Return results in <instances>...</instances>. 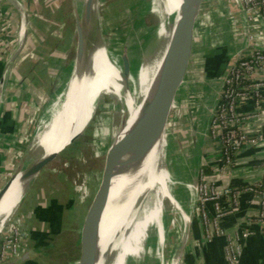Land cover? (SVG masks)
Instances as JSON below:
<instances>
[{
	"label": "rangeland",
	"instance_id": "374dc122",
	"mask_svg": "<svg viewBox=\"0 0 264 264\" xmlns=\"http://www.w3.org/2000/svg\"><path fill=\"white\" fill-rule=\"evenodd\" d=\"M19 1L27 10L30 20H33L32 29L38 28L47 38L48 49L44 47L45 54L42 60L47 62L50 60L49 64L54 63L52 52L59 47V43L64 52L60 68H55V76H61L59 91L55 92L57 97L71 75L76 58L78 14L74 1ZM152 1L100 0L97 29L101 39L110 51L111 57L119 65H121V55L129 54L131 61L135 60L132 64L133 71L139 69L143 59L155 52V37L160 18L149 10ZM241 10L235 0L205 1L197 33V50L192 59L180 102L172 113L167 127L168 153L176 176L185 181L191 179L193 182L196 170L199 168L196 196L191 197L190 191L184 185H179L175 193L181 203H184L189 210L192 209V220L199 201L201 167L205 153L213 143L218 144L210 133L211 121L215 117L216 101L222 91L220 86L216 101L213 103L217 83L220 82L222 85L229 63H234L245 47L252 44V48L258 47L264 52V29L260 33L261 37L254 42L252 38L257 33L255 23L253 24L250 17L245 21L241 16ZM59 27L61 32L58 31ZM32 33L36 34L34 29ZM17 37L19 38V33ZM224 51L228 56V62L221 68L222 70H218L217 78L207 79L206 71L211 70L213 66L210 58L224 54ZM19 64L18 69L25 67L23 60ZM110 86L116 87L113 83ZM212 104H214L213 109L207 113ZM42 117L43 115L35 118L31 132H28L21 141L20 152L14 159L13 172L24 166ZM119 119L116 116L114 97L111 93H106L97 105L95 114L83 135L74 144L68 145L69 147L59 158L39 176L24 203L19 206L0 234V242L10 240L11 236H14V240L23 238L22 253L48 248L33 259L36 264H65L67 261L69 264H77L80 254L81 226L100 186L106 156L112 145L114 130L118 131ZM263 120L264 114L249 122L252 126H258L257 132L253 134L258 138L257 143H261L264 139ZM244 126L247 129L248 126ZM13 172H7L5 177L9 179ZM2 182L0 189L4 185ZM70 206L71 210L74 208L72 212L68 211ZM165 206L170 208L167 202ZM176 214L177 212L174 214L175 223L167 225L162 251L166 264H169L183 240V223L180 216H177L179 214ZM38 232L42 233V237L40 233L36 236ZM190 236L189 233L183 252H186L185 249L191 244ZM69 256H74L75 259L70 260ZM184 259L181 257L179 264H182Z\"/></svg>",
	"mask_w": 264,
	"mask_h": 264
},
{
	"label": "bare ground",
	"instance_id": "6f19581e",
	"mask_svg": "<svg viewBox=\"0 0 264 264\" xmlns=\"http://www.w3.org/2000/svg\"><path fill=\"white\" fill-rule=\"evenodd\" d=\"M86 2L76 0L79 19L82 18ZM181 4L182 0L152 1L149 10L160 18L155 52L143 59L139 69L132 70L128 75L123 74L122 66L111 57L102 40L94 44L90 51L89 73L77 78L73 66L64 89L41 118L24 169L18 173L0 202V234L22 204L26 188L33 184L22 183L25 170L36 160L70 145L75 136L89 126L97 105L106 93L113 95L116 116L120 118L111 146L122 144L133 131L143 117L144 103L152 97L160 83L167 52L181 19ZM111 83L116 87H111ZM220 86L218 82L213 103ZM213 105L207 113L211 112ZM168 137L164 133L159 138L142 156L137 169L134 170L132 166L128 170L124 166L134 158L130 154L124 156L116 166L102 217L97 264H166L162 254L163 245L167 225L175 223L176 212L183 223V244L186 242L192 209L181 203L175 193L179 185H184L191 197H195L196 185L191 179L185 181L174 173L168 153ZM166 202L170 208H166ZM179 252H175L169 264H179Z\"/></svg>",
	"mask_w": 264,
	"mask_h": 264
},
{
	"label": "crops",
	"instance_id": "0c3cea01",
	"mask_svg": "<svg viewBox=\"0 0 264 264\" xmlns=\"http://www.w3.org/2000/svg\"><path fill=\"white\" fill-rule=\"evenodd\" d=\"M32 23L31 19L26 44L11 68L0 109V182L7 178L5 177L7 172L14 171V159L20 152L21 141L28 132H31L35 118L38 116L40 118L46 112L47 107L56 97L55 92L59 91L61 85V76H55V68H60L64 53L60 43L59 47L52 52L55 62L49 64L50 60L43 61L44 47L48 49L47 38L40 33L38 28H33L36 33L34 35ZM21 25L20 13L6 0H0V61L6 63L16 51L20 41ZM58 31L61 32V27ZM56 53L58 55H55ZM223 53L210 58L213 66L211 70L206 71L207 79L217 78L218 70H222L221 68L228 62V56L225 51ZM22 60L25 62V67L18 69L17 66ZM219 60L222 62L216 69ZM217 102L218 100L216 104ZM251 109L252 106L247 105L244 111ZM245 125L248 126L246 130L251 135L257 132V125L252 126L250 123H245ZM263 145L264 139L261 143L244 147L235 155L233 165L229 168L224 167V169L220 164L219 144L213 143L207 149L201 167V179L218 190L229 188L242 192L238 199V206L221 220L223 237L207 240L201 216L196 211L190 232L191 244L182 254L185 258L182 264H227L225 247L228 237L233 240L239 238L243 245L240 264H264V226L257 219V198L244 191L245 188L264 179ZM7 179L2 184H5ZM231 201L229 196L221 198V202L226 206ZM207 208L209 216L212 217L214 215L213 205L208 204ZM69 209L68 211L71 212L74 210V208L71 210V206ZM63 225L65 226V223ZM244 232H250L251 235L243 239ZM36 263L32 260L26 264Z\"/></svg>",
	"mask_w": 264,
	"mask_h": 264
},
{
	"label": "water",
	"instance_id": "95a60500",
	"mask_svg": "<svg viewBox=\"0 0 264 264\" xmlns=\"http://www.w3.org/2000/svg\"><path fill=\"white\" fill-rule=\"evenodd\" d=\"M6 1L20 13L22 17V25L19 45L14 54L5 63L2 77L0 79V109L11 68L26 44L30 25L29 14L20 1ZM73 1L76 8V0ZM205 1L206 0H182L180 7L181 19L175 28L167 52L166 64L162 69L160 83L157 89L153 91L152 97L147 99L144 103L143 117L136 123L137 125L133 131L125 137L122 144H117L109 148L100 186L92 199L81 226L79 238L80 254L77 264H97L102 217L109 197L110 185L116 166L124 156L130 154L134 155V158L127 161L124 166L128 170H131L132 166L134 170L137 169L136 167L140 164L142 156L152 148L164 133L167 135L169 120L180 102V96L183 94L184 85L189 76L192 59L197 50V33ZM100 4V0H87L83 8L82 18L79 19L77 17L76 20L77 49L73 73L77 78H81L89 73L90 51L94 44H97L99 40H102L97 29ZM221 62V60L217 62L216 69L219 68ZM120 63L123 74L128 75L132 72V61L129 54H122ZM85 131L75 136L71 141L70 146L74 144ZM68 147L69 146L56 153L36 160L25 170L22 177V183L33 184H30V186L26 188L27 194L24 193L21 203H24L39 176L43 174L48 166L58 159L61 153H63ZM23 169L24 167L22 166L13 172L10 178L2 186L0 189V202L16 179L18 173L22 172ZM198 169L196 170L193 180L196 185V191ZM192 219L193 217L191 214L190 224L186 233V242L187 236L191 232L193 223ZM186 242L183 244L182 240L177 248V250L180 251L179 259L182 257ZM47 249L48 248H38L35 250H29L0 264H26Z\"/></svg>",
	"mask_w": 264,
	"mask_h": 264
},
{
	"label": "built area",
	"instance_id": "2783aa9c",
	"mask_svg": "<svg viewBox=\"0 0 264 264\" xmlns=\"http://www.w3.org/2000/svg\"><path fill=\"white\" fill-rule=\"evenodd\" d=\"M242 8L241 16L250 17L257 33L253 41L261 36L264 29V0H235ZM247 26V23H245ZM262 27V28H261ZM245 28V26H244ZM248 28V27H247ZM246 28V29H247ZM251 41V38H250ZM245 47L234 63H229L222 79V91L215 107V117L211 121L210 133L217 140L221 155L222 168L233 165L235 155L244 147L257 144V137L244 128L245 123L251 122L264 114V52L261 48ZM247 105L252 109L244 111ZM233 152V156H231ZM257 198V219L264 226V179L245 188ZM240 190L224 189L205 183L201 179L199 201L196 211L199 212L205 231V237L211 241L215 237H223L222 218L238 206ZM224 196L231 197L228 206L221 202ZM208 204L213 205L214 215L209 216ZM250 232H244L242 238H248ZM23 238L0 242V262L13 258L22 253ZM243 245L240 239L227 238L225 256L227 264H240Z\"/></svg>",
	"mask_w": 264,
	"mask_h": 264
},
{
	"label": "trees",
	"instance_id": "16d2710c",
	"mask_svg": "<svg viewBox=\"0 0 264 264\" xmlns=\"http://www.w3.org/2000/svg\"><path fill=\"white\" fill-rule=\"evenodd\" d=\"M4 67H5V62L0 61V79H1V77H2V73H3ZM231 156H233V152H232ZM36 218H37V216H36ZM39 233H40V237H42L41 232H38V233L36 234V236H37V235L39 236ZM43 237H44V236H43ZM73 253H74V251H73ZM73 253H72V254H73ZM48 257H49V256H48ZM69 259H70V260H74L75 258H74V256H69ZM67 262H68V261H67ZM67 262H65V264H67ZM68 264H69V262H68Z\"/></svg>",
	"mask_w": 264,
	"mask_h": 264
}]
</instances>
